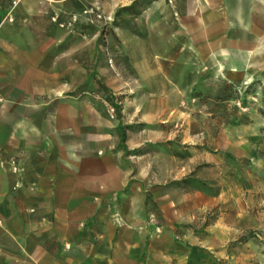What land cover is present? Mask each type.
<instances>
[{
  "label": "crops",
  "instance_id": "0c3cea01",
  "mask_svg": "<svg viewBox=\"0 0 264 264\" xmlns=\"http://www.w3.org/2000/svg\"><path fill=\"white\" fill-rule=\"evenodd\" d=\"M98 1L120 2L0 0V264H264V209L242 182L205 197L219 214L198 243L204 250L171 254L173 233L147 218L146 194L130 186L120 140L92 146L80 106L57 101L47 64L56 43L37 23L48 11ZM180 1L183 20L201 29L225 13V27L246 50L232 74L252 78L264 67V0ZM218 42L225 47L209 46V58L231 59L232 41Z\"/></svg>",
  "mask_w": 264,
  "mask_h": 264
},
{
  "label": "rangeland",
  "instance_id": "374dc122",
  "mask_svg": "<svg viewBox=\"0 0 264 264\" xmlns=\"http://www.w3.org/2000/svg\"><path fill=\"white\" fill-rule=\"evenodd\" d=\"M110 3H76L40 16V36L56 43L47 64L57 101H76L94 147L104 137L120 140L118 126L124 128L126 149L121 140L116 146L131 188L146 194L147 218L173 233L171 254L191 253L219 214L205 197L242 182L264 209V67L252 78L232 74L243 67L246 50L234 42L236 29L225 27V13L201 29L183 20L179 0ZM226 38L234 44L231 59H210L209 50L219 52L225 46L218 40ZM222 79L240 84L225 110L237 106L251 123L221 124L224 109L198 95ZM112 103L121 106V118ZM258 232L264 238V229Z\"/></svg>",
  "mask_w": 264,
  "mask_h": 264
},
{
  "label": "trees",
  "instance_id": "16d2710c",
  "mask_svg": "<svg viewBox=\"0 0 264 264\" xmlns=\"http://www.w3.org/2000/svg\"><path fill=\"white\" fill-rule=\"evenodd\" d=\"M213 85H214L212 88L213 90L210 89L207 94L199 93L198 95L202 97L206 102L215 104L218 106V108L220 107L221 109H224V111H222L223 113L220 117L219 122H221V124L223 125H233V126L251 123V121L248 119L246 115L239 114V108L237 106H234L235 110L233 113H229L225 110L227 107V102L235 98V96H238L239 91L237 87L240 84L236 81H229L222 79L215 82ZM262 92L264 95V89H262ZM112 104L115 108L117 117L121 118L122 116L121 106L116 103H112ZM118 132L120 135L121 146L124 149H126V145H125L126 132L124 128H122L120 125L118 126ZM147 211L149 212L150 210ZM151 215L154 216V213ZM157 215L160 216V213H157Z\"/></svg>",
  "mask_w": 264,
  "mask_h": 264
},
{
  "label": "built area",
  "instance_id": "2783aa9c",
  "mask_svg": "<svg viewBox=\"0 0 264 264\" xmlns=\"http://www.w3.org/2000/svg\"><path fill=\"white\" fill-rule=\"evenodd\" d=\"M10 20L12 21V20H13V18H12V17H10ZM14 170H15V171H17V170H18V168L15 166V167H14Z\"/></svg>",
  "mask_w": 264,
  "mask_h": 264
}]
</instances>
